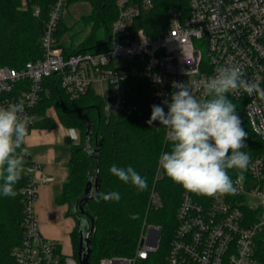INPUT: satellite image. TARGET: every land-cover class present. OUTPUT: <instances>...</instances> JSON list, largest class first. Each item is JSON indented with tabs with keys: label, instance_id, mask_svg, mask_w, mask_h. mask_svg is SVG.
<instances>
[{
	"label": "built area",
	"instance_id": "1",
	"mask_svg": "<svg viewBox=\"0 0 264 264\" xmlns=\"http://www.w3.org/2000/svg\"><path fill=\"white\" fill-rule=\"evenodd\" d=\"M186 1L187 8L168 10L161 33L149 35L133 22L153 6V0H115L109 46L65 53L55 31L66 8L64 0H55L40 38L41 57L20 67L0 65V106L23 101L30 130L39 118L33 110L45 89L44 79L51 77L58 78L71 98L93 90L113 102L123 101L130 79H144L165 112L163 101H170L177 90L174 83H185L197 99H207L200 81L214 77L220 66L240 67L244 79L264 89V0ZM38 12L35 8L34 13ZM228 94L243 100L251 130L264 141V100L246 93ZM166 131L164 144L169 142ZM170 150L163 148L159 157ZM24 173L22 238L14 249L15 263L78 264L74 253H60L39 229L34 209L37 186L52 176L36 161L24 166ZM164 175L157 161L147 210L162 207L155 184ZM229 176L237 188L235 194L209 197L181 190L165 264H264V154L254 157L244 172ZM161 239V226L144 219L131 255L106 256L95 264H136L156 252Z\"/></svg>",
	"mask_w": 264,
	"mask_h": 264
},
{
	"label": "trees",
	"instance_id": "2",
	"mask_svg": "<svg viewBox=\"0 0 264 264\" xmlns=\"http://www.w3.org/2000/svg\"><path fill=\"white\" fill-rule=\"evenodd\" d=\"M0 0V65L20 67L28 60H35L42 55L40 38L46 24L49 9L55 0ZM76 0H64V7ZM90 3L89 13L80 17L81 23L89 26L88 33L81 43L68 49L60 43V25H64L61 16L57 23L55 37L65 53L81 50H102L109 46V29L115 18V0H86ZM187 8L186 0H153V6L137 17L134 27L143 28L149 35L161 33L167 26V12L171 8ZM38 8L39 12L34 13ZM69 29L72 40L78 38L81 30L75 29V23L65 27ZM44 89L33 110L39 118L34 125L51 127L54 120L45 111L53 107L60 123L70 129L78 130L80 141L70 144L67 162L68 174L62 185L56 203L76 206L80 203L83 188L89 176L97 180L99 188L96 194L83 205V210L93 220L91 232L92 249L89 261L95 264L106 256H129L136 247L143 220L159 224L162 239L158 250L149 254L148 259L136 264H165L168 241L175 228V211L179 200L181 185L174 183L166 175L156 182L162 196V207L147 210L148 194L153 184L154 172L163 148L171 147V142L164 144L165 127L158 121L148 125L151 106L158 105L149 85L144 79H130V89L123 101L113 102L89 90L77 98H71L59 85L57 77L44 79ZM228 98L235 104L247 132L246 147L241 149L250 156V161L257 155L264 154V141L251 130L244 111V102ZM96 148L94 155L87 153L85 146ZM22 148L26 151L24 145ZM27 152V151H26ZM31 162L25 157L24 166ZM115 164L120 168L131 166L147 179V188L138 190L131 183H124L112 175L110 167ZM23 166V167H24ZM244 172L230 169L235 175ZM3 182L0 181V184ZM26 184V176L14 186L15 197H5L0 193V264H16L14 247L22 238L21 221L24 212L21 189ZM118 192V202L105 201L101 193ZM133 214L136 218H131ZM71 240L75 247L78 242L76 224L71 231ZM57 247V245H56Z\"/></svg>",
	"mask_w": 264,
	"mask_h": 264
},
{
	"label": "clouds",
	"instance_id": "3",
	"mask_svg": "<svg viewBox=\"0 0 264 264\" xmlns=\"http://www.w3.org/2000/svg\"><path fill=\"white\" fill-rule=\"evenodd\" d=\"M243 76L238 66H220L214 77L200 81L207 99H197L185 83H174L177 90L170 101H163L168 111L159 105L151 106L147 124L158 121L167 130L166 140L171 142V150L159 157V169L188 193L209 197L235 194L237 188L228 170L245 171L249 166L250 156L241 150L246 147L248 134L227 94L246 93L264 100V89ZM29 123L23 101L0 106V193L5 197L17 194L14 186L21 179L28 154L22 145L29 134ZM109 171L140 191L148 186L147 179L131 166L120 168L113 164ZM243 179L241 175L239 180ZM100 195L105 201L118 202L121 198L118 192Z\"/></svg>",
	"mask_w": 264,
	"mask_h": 264
},
{
	"label": "crops",
	"instance_id": "4",
	"mask_svg": "<svg viewBox=\"0 0 264 264\" xmlns=\"http://www.w3.org/2000/svg\"><path fill=\"white\" fill-rule=\"evenodd\" d=\"M45 113L54 120V125H33L23 144L31 161L39 162L44 172L52 176L51 181L37 186L34 209L42 235L55 243L60 253L70 254L74 252L70 234L75 220L71 214H66V204H58L55 199L67 178L70 140L76 132L60 123L53 107L47 108ZM67 138L70 140L67 141Z\"/></svg>",
	"mask_w": 264,
	"mask_h": 264
},
{
	"label": "water",
	"instance_id": "5",
	"mask_svg": "<svg viewBox=\"0 0 264 264\" xmlns=\"http://www.w3.org/2000/svg\"><path fill=\"white\" fill-rule=\"evenodd\" d=\"M69 140L70 138H67V141ZM85 149L90 155H94L96 152V148L90 145H86ZM98 188L99 184L97 180L93 181L92 177L89 176L84 185L80 203L77 206L75 204L71 205V215L77 227L78 242L75 247V256L78 264H91L89 261V254L92 249L91 232L93 230V220L83 210V205L97 193Z\"/></svg>",
	"mask_w": 264,
	"mask_h": 264
},
{
	"label": "rangeland",
	"instance_id": "6",
	"mask_svg": "<svg viewBox=\"0 0 264 264\" xmlns=\"http://www.w3.org/2000/svg\"><path fill=\"white\" fill-rule=\"evenodd\" d=\"M21 5L25 4L24 0L20 1ZM91 10V6L90 3L86 0H76V1H72L71 3H69L65 9L64 12H62L61 14V18L64 21V25H60L59 27V32H60V43H63V45L65 47H68V49H73L76 48L82 41L83 38L86 37L88 30H89V26H84L81 21H80V17L84 14L89 13ZM72 23H75V29L81 30L78 33V38H76L75 40H72L71 37H69V29L66 31L65 27L71 25ZM78 48V47H77ZM70 129V128H68ZM75 130V129H74ZM76 132V136L74 138H72L70 140V144H75L78 143L80 141V137H79V132L78 130H75ZM23 173H24V167L22 169ZM25 174V173H24ZM253 200V199H251ZM67 206V213H70V205ZM17 247V246H16ZM14 247V249L16 248Z\"/></svg>",
	"mask_w": 264,
	"mask_h": 264
}]
</instances>
